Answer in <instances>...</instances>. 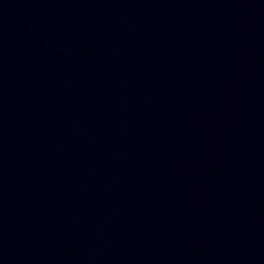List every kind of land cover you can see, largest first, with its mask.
Segmentation results:
<instances>
[{"label": "water", "instance_id": "95a60500", "mask_svg": "<svg viewBox=\"0 0 264 264\" xmlns=\"http://www.w3.org/2000/svg\"><path fill=\"white\" fill-rule=\"evenodd\" d=\"M0 264H264V0H0Z\"/></svg>", "mask_w": 264, "mask_h": 264}]
</instances>
